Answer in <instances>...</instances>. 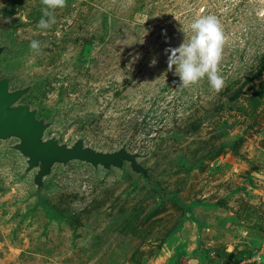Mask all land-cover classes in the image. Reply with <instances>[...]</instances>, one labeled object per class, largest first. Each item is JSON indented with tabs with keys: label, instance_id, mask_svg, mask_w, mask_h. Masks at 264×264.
<instances>
[{
	"label": "rangeland",
	"instance_id": "1",
	"mask_svg": "<svg viewBox=\"0 0 264 264\" xmlns=\"http://www.w3.org/2000/svg\"><path fill=\"white\" fill-rule=\"evenodd\" d=\"M43 8L0 0V38L16 27L18 42L41 45L9 70L49 76L36 91L45 109L73 104L65 136L94 129V140L117 143L132 131L137 149L163 137L156 159L186 152L194 164L164 185L202 206L184 224L180 205L156 210L155 195H129L115 175L94 184L71 165L50 203L73 220H29L28 184L13 161L0 162V264H264V0H65L46 30L37 28ZM207 15L224 34L218 91L207 78L183 87L167 64L182 25ZM87 117L95 126L86 130ZM168 143L178 150L164 158Z\"/></svg>",
	"mask_w": 264,
	"mask_h": 264
},
{
	"label": "water",
	"instance_id": "2",
	"mask_svg": "<svg viewBox=\"0 0 264 264\" xmlns=\"http://www.w3.org/2000/svg\"><path fill=\"white\" fill-rule=\"evenodd\" d=\"M29 43L18 42L16 27L9 28L0 38V162L13 161L16 179L28 184L22 199L28 206L23 217L33 220L44 216L49 223L61 222L50 200L59 188L61 173L71 165L90 170L94 184H103L115 175L129 185V195L144 192L155 195L158 202L171 200L164 178L194 163L182 153L156 159V147L163 137L137 149L130 140L132 131L117 143L94 140V129L65 136V111L73 104L57 101L45 109L36 91L49 76L39 74L21 79L9 70L18 60L34 53ZM175 197L183 208L182 222L195 224L202 204L197 200L186 203Z\"/></svg>",
	"mask_w": 264,
	"mask_h": 264
},
{
	"label": "clouds",
	"instance_id": "3",
	"mask_svg": "<svg viewBox=\"0 0 264 264\" xmlns=\"http://www.w3.org/2000/svg\"><path fill=\"white\" fill-rule=\"evenodd\" d=\"M43 16L37 23V28L46 30L56 22L53 12L62 8L65 0H41ZM183 42L169 52L168 70H173L179 77L180 85L188 87L207 78L210 87L218 91L222 86V78L218 74V63L221 59L224 34L218 19L214 15L197 16L182 25ZM29 48L39 54L40 42L31 40ZM156 63L155 58L151 61Z\"/></svg>",
	"mask_w": 264,
	"mask_h": 264
},
{
	"label": "trees",
	"instance_id": "4",
	"mask_svg": "<svg viewBox=\"0 0 264 264\" xmlns=\"http://www.w3.org/2000/svg\"><path fill=\"white\" fill-rule=\"evenodd\" d=\"M59 100L61 101V99H59ZM195 163H197V162H195ZM169 194L172 196V198H171V200L169 202H172L173 204L178 205L177 200H176L177 197H175V196H178V192L177 191L176 192H171ZM166 202L167 201H165V202H157V205H156V208L155 209L157 210L158 208H161V207L165 206V203ZM61 218H62V220H61L60 223H58L59 225H62L65 222H69V221H72L73 220V216L70 215V214L61 215Z\"/></svg>",
	"mask_w": 264,
	"mask_h": 264
},
{
	"label": "flooded vegetation",
	"instance_id": "5",
	"mask_svg": "<svg viewBox=\"0 0 264 264\" xmlns=\"http://www.w3.org/2000/svg\"><path fill=\"white\" fill-rule=\"evenodd\" d=\"M69 110H67L65 113L67 114V112H68ZM80 125L82 126V125H85L87 128H85L86 130L87 129H90V128H92V127H94L95 125H94V118L93 117H87L86 119H84V120H82L81 121V123H80ZM175 139V138H174ZM167 142V141H166ZM171 144L170 143H168L167 144V147H169ZM176 150H178L177 148H176V146H172L171 148L169 147L168 148V151H170V153L169 154H163L162 155V157H167L168 155H170L171 153H173V152H175ZM163 153H165V152H163ZM184 155L186 156V157H188V158H190V155H188L186 152H184ZM191 159V158H190Z\"/></svg>",
	"mask_w": 264,
	"mask_h": 264
}]
</instances>
